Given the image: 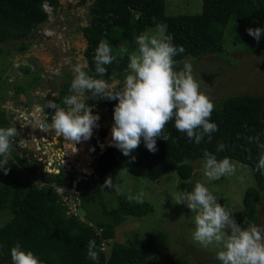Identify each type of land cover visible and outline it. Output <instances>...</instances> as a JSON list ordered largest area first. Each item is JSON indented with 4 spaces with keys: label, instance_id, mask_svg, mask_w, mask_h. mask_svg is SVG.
<instances>
[{
    "label": "trees",
    "instance_id": "16d2710c",
    "mask_svg": "<svg viewBox=\"0 0 264 264\" xmlns=\"http://www.w3.org/2000/svg\"><path fill=\"white\" fill-rule=\"evenodd\" d=\"M86 2H90L87 26H77L86 40L82 53L86 60L83 70L93 78L106 81L123 78L128 70V56L137 47L136 37L148 28L165 26L166 34L174 37V45L184 48L183 53L174 57L176 62L188 57L200 59L206 54L223 55V37L230 21L239 24L252 21L259 28H264V0H201L199 13L176 16L165 13L164 0H79L78 3L84 6ZM44 5L50 8L53 15L60 8L59 0H0V45L17 43L14 50L24 54L30 47V35L48 22L49 15ZM101 41L108 42L115 57L111 65H105L107 74L104 76L95 73L94 62L95 51ZM260 41L251 52L264 48V35ZM26 69L27 73L31 70L28 67ZM68 78L59 97L55 99L61 107L64 97L71 94L69 90L74 78L69 74ZM19 90L15 89V92L22 94ZM117 103L100 98L93 114L101 115V110L107 107L108 114L114 116ZM53 111L47 108V112ZM263 113L264 99L261 96L230 95L218 107H214L209 122L215 123L218 131L212 133L211 142L205 136L199 144L195 143L186 133L176 130L173 120L164 129V133L169 136L168 141L158 139V151L155 153L149 152L141 141L131 154L134 159L124 156L120 150L107 143L112 129H101L99 135L102 138L108 136L104 142L110 147L99 150L96 140L91 139L90 150H97L99 154L91 166L80 173L84 179L75 177L73 172L65 169L52 174L44 172L40 166L21 159L11 148L6 165L9 169L7 174L0 169V211L11 214L10 220L0 227V264H12L10 250L16 244H20L24 251L33 252L41 264H151L152 259L168 247L165 232L154 231L136 248L111 241L115 238L117 226L127 218L151 215L153 208L149 203L130 202L124 195H115L117 206L109 211L102 210L106 223L95 225L103 230V238L110 241V250L104 254L91 228L64 217V209L57 201L51 184L79 191L81 209L84 210L100 199L103 179L117 170L145 168L151 181L175 172L180 181V191L190 192L193 188L190 182L194 172L192 163L204 159L205 151L215 155L218 160L227 157L250 169L254 185L244 191L242 209L233 217L242 227H247L245 220L249 224L256 223L258 204L264 194V173L257 171L256 165L264 149L248 138L258 136L259 143H264ZM8 126V120L1 113L0 128L6 129ZM221 143L225 148L218 152ZM29 179H40L44 185L27 183ZM92 240L96 242L98 261L87 257V247Z\"/></svg>",
    "mask_w": 264,
    "mask_h": 264
},
{
    "label": "rangeland",
    "instance_id": "374dc122",
    "mask_svg": "<svg viewBox=\"0 0 264 264\" xmlns=\"http://www.w3.org/2000/svg\"><path fill=\"white\" fill-rule=\"evenodd\" d=\"M77 2L78 0H70L71 6L68 7L67 3L63 10L64 15L61 14V10L53 23L59 30L58 35L61 36L60 40L64 45L63 50L66 49V63L68 64L66 69L68 73L73 75H76L73 71L76 65H80L82 68L86 66V60L82 54L86 47L85 38L78 31L77 26H87L88 7L90 5V2H86L84 6L77 4ZM164 3L165 13L172 16L197 14L201 10V0H164ZM48 27V23L38 27L28 39L31 45L33 43L37 44L40 52H36V55L41 61L45 60L43 62L45 68L58 64V60L51 59V55L48 54L49 52L45 46L43 50L39 47L41 41L35 35L38 32L46 31ZM249 28L255 29L258 26L252 21L245 24L230 21L223 37V55L206 54L200 59L188 57L176 62V71L183 69L184 62L192 65L194 78L200 82L201 90L213 102L214 107H218L223 99L235 94L258 95L264 99V48L255 53L251 52L257 48L258 42L248 34L247 29ZM149 30L154 33L157 27L148 28L146 31ZM262 42L263 40L260 41V43ZM17 45V43L0 45L3 50V53L0 54V114L3 113L5 118L13 121V123L20 120L19 113L23 111L22 101L24 100L23 102L27 103L24 96L22 97V95H17L14 92L15 89H20L19 91H22V94L31 100L35 98L34 93L36 90H33L37 88L34 87L35 85L41 83V86H50L52 82L55 86L53 90L56 91V87L60 84L58 77H54L52 80L42 79L41 81L39 73L42 68L36 58L30 59L40 72L30 70L27 73L26 68L28 66L23 65L18 69L22 74L19 75L16 71L17 67L13 63L16 62L17 58L20 61L23 54L14 50ZM112 48L115 51L118 50ZM30 51L29 48L26 53L29 52L28 54H30ZM44 57H47V59H44ZM127 74H129V70L125 71L123 78L111 79L107 82L110 83L116 80L119 85L114 88L120 90ZM45 93L47 94V91ZM90 97L91 93L85 97V100L92 101ZM53 114L54 111L51 115ZM102 114L103 120L99 121V126L93 129L91 137L96 138L100 143L102 137L97 134L98 131L100 129L108 130L107 128L112 127L114 124V116L108 114L107 107L104 108ZM111 139L108 138L107 143H111ZM68 151L69 158L77 170L70 169L72 168L71 163L67 164L65 169H69L73 173L79 170L85 171L99 154L97 150L91 151L88 149V140L72 144L69 146ZM231 161L236 166V173L222 177L217 181H210L204 175V159L193 161L194 172L190 182L193 185L191 191L194 190L197 182L204 184L216 196L218 202L230 209L232 215H234L241 211L244 191L253 186L254 181L247 166L235 160ZM109 177L112 180L111 188L105 187V182ZM179 182L175 172L164 174L157 180L151 181L145 168L117 170L103 179L100 199L93 202V204L91 203L87 210L81 209L80 212L93 225L99 222L106 223L107 220L103 216L102 210L109 211L117 206L116 194L126 197L139 196L143 202L151 205L153 213L141 218H127L115 229V238L111 240L112 242L136 248L145 242L154 231H162L168 236V247L163 253L152 259L151 264H220L221 262L216 258V254L220 249L215 246L204 248L193 239L195 213H191V210L185 205L176 204L175 199H173L178 193H182ZM27 183H31V179ZM257 213L258 218L255 224L264 229V194H262L261 201L258 204ZM10 218V212L0 211V227H3Z\"/></svg>",
    "mask_w": 264,
    "mask_h": 264
},
{
    "label": "clouds",
    "instance_id": "9594fccd",
    "mask_svg": "<svg viewBox=\"0 0 264 264\" xmlns=\"http://www.w3.org/2000/svg\"><path fill=\"white\" fill-rule=\"evenodd\" d=\"M54 32L57 37L59 32ZM247 32L259 42L264 28H249ZM173 39L172 35L166 34L163 25H158L154 33L149 30L137 36V48L128 56L129 74L120 90L105 80L93 78L82 66L76 65L73 69L76 75L69 90L71 94L64 97V107L55 100L47 103V108L54 110L50 130L72 144L90 140L93 129L99 126V117L93 114L85 100L91 93L90 98L118 101L114 107L110 146L116 147L126 157H131L141 141L149 152L158 151L157 140L168 141L169 136L164 129L173 120L176 130L186 133L195 143L199 144L205 136L211 142L212 133L218 131V126L209 122L214 104L201 90L190 63L184 62L182 70H175L174 57L185 50L182 46H175ZM114 60L108 42L101 41L94 55L95 73L98 76L106 75L105 65H111ZM16 135L15 127L0 128V157L3 158L0 169L5 174L9 170L6 165L11 138ZM248 139L264 149V143H259L258 136ZM224 148L225 145L221 143L217 151ZM256 168L264 173V152L260 154ZM203 173L208 180L217 181L234 175L236 166L227 157L218 160L215 155L205 151ZM105 187H112L111 177L106 180ZM133 199L137 203L143 202L139 196L128 197L130 202ZM173 199L176 204L185 205L191 213H195L193 239L204 248L215 246L220 249L216 258L221 264H264V229L255 223L249 224L247 220L244 221L247 227H242L231 210L222 206L204 184L197 182L193 191L178 193ZM95 249L96 242L92 240L87 247V257L92 261L99 260ZM10 256L12 264H41L33 252L22 250L20 244L11 248Z\"/></svg>",
    "mask_w": 264,
    "mask_h": 264
},
{
    "label": "built area",
    "instance_id": "2783aa9c",
    "mask_svg": "<svg viewBox=\"0 0 264 264\" xmlns=\"http://www.w3.org/2000/svg\"><path fill=\"white\" fill-rule=\"evenodd\" d=\"M48 8V7H47ZM50 9V8H48ZM49 19L48 23H51L53 21V14L50 11V14H48ZM54 31L49 30V31H43L42 33L39 34V37L43 40L41 42L40 48L43 50L44 48V43L45 39L43 38L44 36L46 37H53L54 36ZM57 37L60 38L61 36L58 35ZM24 55L23 54L22 58L20 61L19 58H17L16 62L13 64L17 67L16 71H18V74L21 75L20 71L18 70L20 66H28L31 68V70H34V65L32 63L27 61H24ZM58 73V69L54 66H49V67H43L41 72H40V78L45 79V80H52L56 74ZM26 115V109L23 110L19 117H25ZM14 120V119H13ZM16 122V121H15ZM21 122V121H20ZM31 122H27V124H30ZM42 123H37L34 124L36 129H33L30 124V128L33 129L31 134H37V136H41L40 140L35 139V135L30 134L29 139H23L17 143V146H15L14 152L21 158V159H26V162L28 163H33L37 166H40L44 172L47 173H58L59 169L66 168V165L71 163V167L73 170H77V168L72 164V161L69 157H67L66 153L63 152V149L60 148V145L58 144L57 137L55 138V142L50 139V137H53L50 131H44L42 129ZM41 128V129H40ZM29 129V128H28ZM100 136V135H99ZM96 140V144L100 149L99 146V141L96 138H92ZM102 140V138H100ZM66 144V141L64 140L62 145L64 146ZM89 149V147H88ZM64 153V154H63ZM98 156V155H97ZM96 156V157H97ZM46 167L48 169H46ZM71 169V168H70ZM79 173H82V171H77ZM31 182L34 183L36 186H43V182L40 179H31ZM52 190L57 196V201L60 203V205L64 209V217L66 218H72L77 220L79 223L86 225L88 228H91L94 231V234L99 240V247L104 254H107V252L110 250V241L103 238L102 232L103 230L101 228L96 227L93 225L91 222L87 221L82 215H81V205H80V192L75 190V189H67L62 186H58L56 184H51Z\"/></svg>",
    "mask_w": 264,
    "mask_h": 264
},
{
    "label": "flooded vegetation",
    "instance_id": "af4514ba",
    "mask_svg": "<svg viewBox=\"0 0 264 264\" xmlns=\"http://www.w3.org/2000/svg\"><path fill=\"white\" fill-rule=\"evenodd\" d=\"M35 35L37 36V38L39 37L38 34H35ZM57 43L62 45V48H60L62 53L58 51L59 47H58ZM44 45L49 52L48 54L51 55V59L58 60V64H56V65L53 64V65H54V67H56L58 69V73L56 74L55 77H58L60 84L58 87H56V91L53 90L55 88V86H54V88L47 86V85L41 86V83L35 85L34 87H37V88L33 89V90L37 91V100L35 103H33L34 104L33 106L29 105L28 108L26 107L25 117H20V120H18L15 123H13V121H11V120H8V125H9L8 127H15L17 129V135L15 137L11 138V146H12V143H15L14 148H13V146L11 147L13 150L15 149V146H17V143H19V141H21L23 139L27 140L30 138L31 132L33 131V129H36L33 124H37L39 122L42 124L46 123V125H47L46 132L50 131L49 126L51 124V116L52 115L50 112H47V103L49 100H55L59 97L60 90H62L63 86L65 85V82L68 81V79H69L68 74L73 78L75 77V74L73 75L72 73H68V71L66 69V67L68 66V64L66 63V60H67L66 49L63 50L64 45L61 43V41L53 43L50 39H47L45 41ZM45 59H47V58L45 57ZM33 71L37 72L39 70L34 66ZM41 81H42V79H41ZM54 82H56V81H54ZM46 91H47V94L45 93ZM30 93H31V90H30ZM20 95L24 96L25 100H27V101L29 100V98H27V96H25L23 94H20ZM88 95H89V93H88ZM99 99H100V97L92 98L93 103H92V101H87V104L92 108V110L95 109V107L97 106V101ZM23 104H24V102L22 101V105ZM104 108L101 110V115H98L99 121L103 120L102 111L104 110ZM29 121L31 122L30 124H32L31 127L33 129L30 128V124H27V122H29ZM99 121H98V124L100 123ZM100 130L97 133L98 135H99ZM51 133H53V135H54V132L51 131ZM31 135H35V137H37V134H31ZM91 139L88 140L89 149H90ZM37 140H40V138H38ZM57 140H58V144L60 145V148H62L63 152H65V145L64 146L62 145V143L64 141L63 137L57 136ZM68 144L72 145V142L68 141ZM60 169H65V168L61 167ZM71 169H73V168H71Z\"/></svg>",
    "mask_w": 264,
    "mask_h": 264
},
{
    "label": "crops",
    "instance_id": "0c3cea01",
    "mask_svg": "<svg viewBox=\"0 0 264 264\" xmlns=\"http://www.w3.org/2000/svg\"><path fill=\"white\" fill-rule=\"evenodd\" d=\"M66 1V0H65ZM65 1L64 0H59V3H60V8H58V10H57V13L53 16V21L51 22V23H48L49 24V27L47 28V31H49V30H52V31H59L58 30V28L56 27V25L55 24H53L54 23V21L56 20V17H58L59 16V13L61 12V10H62V12H61V14H63L64 13V7H65V5L68 3V7H69V5L71 6V3H69V0H67V2L65 3ZM78 2H79V0H78ZM77 2V3H78ZM65 3V4H64ZM64 15V14H63ZM55 18V19H54ZM85 44H86V40H85ZM41 45V44H40ZM40 45H39V47H40ZM86 46V45H85ZM30 54H28V53H26L25 55H24V61H27L28 62V59H29V62L30 63H32V58L34 59V58H36L37 59V62L39 63V65L41 66V68H43L44 66H45V64L43 63V62H45V60L44 61H41L40 60V58L36 55V52L37 53H39L40 52V50L38 49V46H37V44L36 43H33L32 45L30 44ZM42 48V47H41ZM31 58V59H30ZM47 58V57H46ZM35 59V60H36ZM44 59H45V57H44ZM33 64V63H32ZM85 65H86V63H85ZM40 70H42V69H40ZM52 85V86H51ZM51 85H50V87H52V88H54V84H52V82H51ZM46 87V86H45ZM34 97L35 98H32L31 100L29 99L28 101H27V103L26 102H24V104H23V106H22V110H25L26 109V107L28 108V106L29 105H31V106H33L34 104L33 103H35L36 102V100H37V91L34 93ZM23 97V96H22ZM24 101V100H23ZM32 101V102H31ZM28 103H30V104H28ZM37 104V103H36ZM21 113V112H20ZM20 113H19V115H20ZM53 137H50V139L52 140V141H54L55 142V138L57 137L55 134L53 135V133L51 134ZM55 137V138H54ZM66 141V140H65ZM66 143L68 144V141H66ZM74 144V143H73Z\"/></svg>",
    "mask_w": 264,
    "mask_h": 264
},
{
    "label": "water",
    "instance_id": "95a60500",
    "mask_svg": "<svg viewBox=\"0 0 264 264\" xmlns=\"http://www.w3.org/2000/svg\"><path fill=\"white\" fill-rule=\"evenodd\" d=\"M70 1V0H69ZM44 9H45V11H46V13L47 14H50V10L47 8V6L46 5H44ZM48 19H49V17H48ZM45 40H47V39H50L53 43H56V42H59V40L57 39V37H56V33H54V36L53 37H46V36H44L43 37ZM50 43V42H49ZM57 45H58V47H59V52H61V50H60V48H62V45L61 44H59V43H57ZM62 53V52H61ZM106 81V80H105ZM110 85L111 86H113V87H117L118 85H119V82H117L116 80L115 81H112V82H110ZM98 116V115H97ZM99 117V116H98ZM42 129H43V132L44 131H46V128H47V125H46V123H44L43 125H42ZM41 129V128H40ZM99 146H100V149L102 150L103 148H102V144L101 143H99ZM106 148V147H105ZM65 171H70L69 169L68 170H66L65 169ZM74 175H75V177H77V178H82V179H84V177H82L81 175H80V173H78V172H75L74 173Z\"/></svg>",
    "mask_w": 264,
    "mask_h": 264
},
{
    "label": "bare ground",
    "instance_id": "6f19581e",
    "mask_svg": "<svg viewBox=\"0 0 264 264\" xmlns=\"http://www.w3.org/2000/svg\"><path fill=\"white\" fill-rule=\"evenodd\" d=\"M109 129H112V127H108ZM108 136H111V135H108ZM108 136H105L103 139H102V142H101V144H102V148H105V147H109V146H107L106 144H105V142H104V139L106 138V137H108ZM41 136H37V137H35V139H38V138H40ZM86 142V141H85ZM69 146H71V144H66L65 145V153H66V155H67V157H69V151H68V148H69ZM80 153V152H79ZM90 167V166H89ZM88 168V167H87ZM86 168V169H87ZM86 171V170H85ZM85 171H83V172H85Z\"/></svg>",
    "mask_w": 264,
    "mask_h": 264
}]
</instances>
